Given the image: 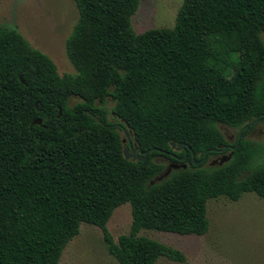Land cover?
<instances>
[{"label":"trees","instance_id":"trees-1","mask_svg":"<svg viewBox=\"0 0 264 264\" xmlns=\"http://www.w3.org/2000/svg\"><path fill=\"white\" fill-rule=\"evenodd\" d=\"M72 1L79 18L66 53L76 75H59L0 26V264H60L83 224L103 231L118 264L186 263L140 233L203 236L209 201L264 199V145L246 139L264 121V0H184L173 28L142 34L140 0ZM72 97L81 102L70 107ZM108 99L139 151H151L145 162L124 158ZM221 124L242 133L240 145L227 164L206 167L228 149ZM192 153L207 158L194 166ZM158 156L190 166L155 183ZM125 204L131 229L115 242L107 224Z\"/></svg>","mask_w":264,"mask_h":264},{"label":"rangeland","instance_id":"rangeland-1","mask_svg":"<svg viewBox=\"0 0 264 264\" xmlns=\"http://www.w3.org/2000/svg\"><path fill=\"white\" fill-rule=\"evenodd\" d=\"M184 0H140V7L133 17V28L142 34L154 28H173ZM79 18V11L72 0H3L0 2V26L17 30L35 49L48 55L56 64L59 75H76L66 53V42ZM264 40V36H263ZM81 102L72 97L70 107ZM114 102L108 99L104 108L108 122L116 128L126 124L112 113ZM230 146L238 141V130L219 125ZM122 140L126 133L118 130ZM128 132V127H125ZM247 140L264 145V121L257 123L246 137ZM127 141L124 144V148ZM176 152V151H175ZM229 154H225L228 156ZM222 156L210 157L206 167ZM155 161L169 165L164 156ZM176 171V170H175ZM158 176L155 183L170 176ZM209 231L203 236L178 235L174 233L142 231L141 236L159 241L181 251L186 256L183 264H264V199L247 193L233 202L227 198L208 203ZM132 208L125 204L117 208L107 229L115 242L130 232ZM60 264H118L104 241L103 231L83 224L79 235L66 247ZM157 264H181L162 258Z\"/></svg>","mask_w":264,"mask_h":264},{"label":"water","instance_id":"water-1","mask_svg":"<svg viewBox=\"0 0 264 264\" xmlns=\"http://www.w3.org/2000/svg\"><path fill=\"white\" fill-rule=\"evenodd\" d=\"M39 123H40V121H39ZM125 133H126V140L123 139L122 142H123V145H124L126 143V141H127L129 146L125 147L124 150H123L124 158L126 160H132L133 162H136V161L145 162L148 159V156L151 153V151H147L145 153H142V152L139 153L138 152L139 151V147H138L137 143L134 142L133 137H132V133L131 132H127V131ZM241 138H242V133L239 136V140H238L237 145L232 148V151L230 152V154L228 156H222L219 161L217 160L218 162L216 161L217 164H219L220 167L225 165V164H227L228 162H230L232 160L235 150L240 145ZM171 147H172V150L176 151V152L184 151L186 153V156H187V148H186V145L184 143H182L179 146H177L176 143L172 142L171 143ZM192 154H193V164H194V166H199L200 164L205 162V160L207 158V155H205V157L201 161H196L194 153H192ZM215 163L214 164L212 163V165H215ZM171 168L174 169V170H179V169H187V166L186 165L180 166V165H175L174 164V165L171 166ZM170 172H168L164 176L161 175L160 177L161 178L165 177Z\"/></svg>","mask_w":264,"mask_h":264},{"label":"flooded vegetation","instance_id":"flooded-vegetation-1","mask_svg":"<svg viewBox=\"0 0 264 264\" xmlns=\"http://www.w3.org/2000/svg\"><path fill=\"white\" fill-rule=\"evenodd\" d=\"M118 127L121 129V130H123V131H125L126 132V130H125V128L124 127H122L121 125H118ZM129 145H128V143H127V145H126V147H128ZM234 146H228L227 148L228 149H219V156H225V154H230V152L232 151V148H233ZM139 153H140V151H138ZM219 156H217V157H219ZM210 159V158H209ZM209 159H208V161H207V163L209 162ZM168 160V159H167ZM217 160H214V162H212L213 164L216 162ZM168 162H169V165H167L166 167H165V170H164V172L161 174V175H165V174H167L168 172H170V171H172V170H174V169H172L171 168V166L172 165H180V166H182V165H186L187 167L188 166H190L189 165V163L188 162H184V160H182V159H180V160H176L175 162H173V161H171V160H168ZM218 162V161H217ZM217 162L215 163V164H217ZM171 173V172H170Z\"/></svg>","mask_w":264,"mask_h":264}]
</instances>
